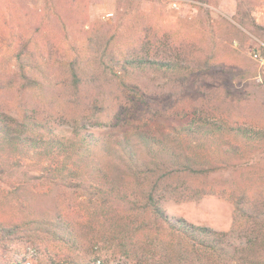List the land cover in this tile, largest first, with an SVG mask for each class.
Returning <instances> with one entry per match:
<instances>
[{"label":"rangeland","instance_id":"1","mask_svg":"<svg viewBox=\"0 0 264 264\" xmlns=\"http://www.w3.org/2000/svg\"><path fill=\"white\" fill-rule=\"evenodd\" d=\"M139 15L151 20L157 39L173 43L186 40L192 53L191 64L182 54L178 59L174 54L168 58L160 53L158 63L142 64L138 70L131 67L129 74L113 62L109 67H115L117 75L105 69L98 51L114 33L132 36ZM260 43H264V0H0V109L13 114L27 107L40 113L46 111L45 102H49V108H57L59 103L71 99L68 69L71 62L78 60L85 78L79 114L85 113L88 103L95 104L99 95L124 98L120 87L124 79L137 91L134 96L147 108V114L158 119L148 129L169 138L173 147L186 150L196 168L225 167L207 179L180 175L176 183L198 188L208 182L227 186L234 193L247 190L250 185L257 189L264 181V138H260L264 132V68L252 58L251 51ZM160 60L179 64L175 70H162ZM204 61L211 66L203 69ZM21 66L30 76L40 78L43 93H18L13 81L19 80L16 75ZM201 111L211 114L210 122L196 118L191 131L187 130V115ZM219 119L238 132L216 138ZM66 120L52 118L53 130H62L68 137L73 128ZM91 131L102 132L93 128ZM114 131L106 128L105 133ZM207 132H213V136L205 138L203 134ZM58 138L62 139L59 135ZM225 145L239 146L238 157L225 153L221 149ZM69 151L68 148L55 158L51 156L49 163H69ZM28 159L26 156L25 166L29 165ZM31 159L34 164L36 159ZM250 163L254 166L249 168ZM43 173L26 168L8 174L4 180L0 178V218L9 222L19 219L15 188L29 176L42 177ZM30 185L40 193L50 190L49 183L43 180ZM161 204L171 217L216 232H228L233 223V202L224 197L207 196L186 202L165 197ZM122 209L116 205L111 212L119 216ZM72 216L77 221V216ZM120 224L117 220L81 225V252L92 264H133L116 252ZM16 250L28 259L23 264H39L38 250L28 246Z\"/></svg>","mask_w":264,"mask_h":264},{"label":"trees","instance_id":"2","mask_svg":"<svg viewBox=\"0 0 264 264\" xmlns=\"http://www.w3.org/2000/svg\"><path fill=\"white\" fill-rule=\"evenodd\" d=\"M135 22L134 40L117 32L98 51L105 69L115 73L113 69L121 66L129 74L131 67L138 70L142 64L158 63L160 53L165 57L182 54L191 64L192 53L186 40L173 43L157 39L151 20L143 15L137 16ZM110 62L115 67L110 68ZM176 64L179 63L174 60L159 61L162 70H175ZM81 65L78 60L69 64L67 86L71 99L59 103L57 108H49V102H45L46 111L40 113L27 107L13 114L0 109V178L4 180L8 174L26 168L44 172L42 177L29 176L15 188L19 219L9 222L0 218V264L29 262L16 250L22 246L38 250L39 264H92L81 252L80 228L117 220L121 231L116 237V252L133 264H264V181L257 189L250 185L237 193L208 182L198 188L181 187L176 183L180 175L207 179L225 167L196 168L186 150L173 147L169 138L148 129L158 119L147 114V108L134 96L137 91L123 77L120 87L124 98L99 95L95 104L88 103L85 113L79 114L85 86ZM210 66L209 61L201 63L203 69ZM16 76L19 80L13 84L19 94L44 92V83L39 77L30 76L25 67L21 66ZM210 115L202 111L188 114L187 130L191 131L196 118L210 122ZM58 116L60 120L66 118L73 128L70 136L53 130L52 118ZM218 122L216 138L238 132L221 119ZM91 128L102 132L97 134ZM106 128L115 131L105 133ZM209 135L213 136V132L203 134L205 138ZM260 135L264 138V132ZM68 148L69 163H49L48 158H55ZM221 149L235 158L241 152L239 146L225 145ZM29 154L36 159L34 164L30 163L34 161ZM26 156L30 161L27 166ZM249 165L253 167L254 163ZM38 180L49 183L50 190L34 191L29 183ZM207 196L233 202V223L228 232L171 217L161 204L165 197L186 202ZM116 205L124 207L119 216L111 212ZM72 215L77 216V221Z\"/></svg>","mask_w":264,"mask_h":264},{"label":"built area","instance_id":"3","mask_svg":"<svg viewBox=\"0 0 264 264\" xmlns=\"http://www.w3.org/2000/svg\"><path fill=\"white\" fill-rule=\"evenodd\" d=\"M251 56L260 64L261 68H264V43H260L259 46L254 47L251 51Z\"/></svg>","mask_w":264,"mask_h":264}]
</instances>
